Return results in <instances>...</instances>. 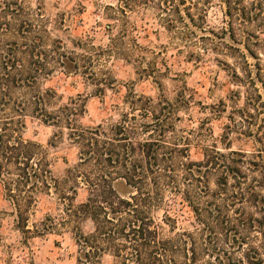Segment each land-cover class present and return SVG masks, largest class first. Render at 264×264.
<instances>
[{
  "label": "trees",
  "instance_id": "trees-1",
  "mask_svg": "<svg viewBox=\"0 0 264 264\" xmlns=\"http://www.w3.org/2000/svg\"><path fill=\"white\" fill-rule=\"evenodd\" d=\"M222 6L229 36L257 38L264 0H222ZM185 17L193 20L189 11ZM13 27L16 39L0 46V186L20 233L43 236L58 225L70 231L75 264H102L105 256L112 264H264L262 151L223 154L207 147L199 133L195 140L193 131L177 136L172 105L144 97L132 96L130 112L106 130L79 128L77 101L50 111L56 95L38 86L51 65L64 68L74 61L60 46L47 49L37 27L19 19ZM28 117L68 131L78 158L61 180L53 176L48 150L24 139ZM193 141L205 148L202 161L189 159ZM118 181L128 189L124 196L115 190ZM83 187L87 197L73 207ZM51 195L60 222L48 219L31 231L29 215L38 197ZM183 209L190 229L178 227ZM86 221L92 224L89 233L82 230Z\"/></svg>",
  "mask_w": 264,
  "mask_h": 264
},
{
  "label": "rangeland",
  "instance_id": "rangeland-1",
  "mask_svg": "<svg viewBox=\"0 0 264 264\" xmlns=\"http://www.w3.org/2000/svg\"><path fill=\"white\" fill-rule=\"evenodd\" d=\"M180 1L0 0V46L16 39L13 26L19 19L39 29L47 49L62 47L60 52L77 69L74 62L64 68L51 65V74L38 86L56 95L57 105L50 111L77 101L79 128L106 130L130 112L132 96L144 97L172 105L177 136L193 131L191 139L199 133L207 147L220 153L264 155V25L257 38L231 37L224 31L222 0ZM187 11L192 21L185 17ZM67 134L31 117L23 131L24 139L48 150L58 180L78 158ZM204 149L190 142L189 159L202 161ZM214 182L209 175L211 191ZM114 187L122 196L128 192L121 181ZM86 197L87 190L78 189L71 205ZM59 209L55 195L39 196L28 229L48 219L58 225ZM186 210L178 212V227L190 229ZM82 230L91 232L92 224L86 221ZM76 251L73 235L59 225L43 236L20 233L0 186V264H75ZM112 263L110 256L102 259V264Z\"/></svg>",
  "mask_w": 264,
  "mask_h": 264
}]
</instances>
